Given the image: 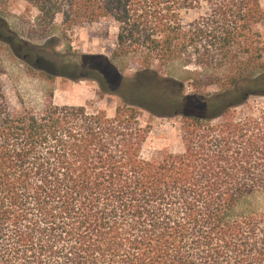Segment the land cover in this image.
Masks as SVG:
<instances>
[{"label":"trees","instance_id":"trees-1","mask_svg":"<svg viewBox=\"0 0 264 264\" xmlns=\"http://www.w3.org/2000/svg\"><path fill=\"white\" fill-rule=\"evenodd\" d=\"M25 1L64 32L115 22L139 76L83 77L123 99L113 118L53 92L16 112L0 85V264H264L261 0ZM144 110L182 118L181 153L143 157Z\"/></svg>","mask_w":264,"mask_h":264},{"label":"rangeland","instance_id":"rangeland-1","mask_svg":"<svg viewBox=\"0 0 264 264\" xmlns=\"http://www.w3.org/2000/svg\"><path fill=\"white\" fill-rule=\"evenodd\" d=\"M261 4L264 10V0ZM38 17L37 10L25 0H0L1 40L14 38L23 42L14 50L0 43V85L11 108L16 112L43 108L53 92L56 105L87 107L104 111L113 118L123 99L117 94H107L99 82L83 77L89 71H103L119 87H127L138 78L137 67L132 62L113 60L117 24L103 21L64 32L61 17L53 27L40 25ZM182 17L188 24L198 19L199 14L184 12ZM259 29L264 37V24ZM22 56H29L30 64ZM95 65L100 67H92ZM146 78L151 85L157 84L156 76L148 74ZM187 91L192 92L190 88ZM141 121L151 130L143 151L145 159H160L166 152L183 151L180 116L170 118L144 110Z\"/></svg>","mask_w":264,"mask_h":264}]
</instances>
